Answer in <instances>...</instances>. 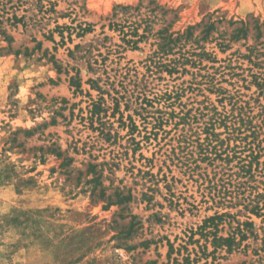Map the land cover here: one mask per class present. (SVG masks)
<instances>
[{
  "label": "rangeland",
  "instance_id": "rangeland-1",
  "mask_svg": "<svg viewBox=\"0 0 264 264\" xmlns=\"http://www.w3.org/2000/svg\"><path fill=\"white\" fill-rule=\"evenodd\" d=\"M187 26L210 57L146 84L184 88L188 107L216 105L212 84L264 86V0H0V264H264V220L229 247L244 214L209 219L165 141L115 106L119 80L178 56L185 36L158 59L157 31Z\"/></svg>",
  "mask_w": 264,
  "mask_h": 264
},
{
  "label": "trees",
  "instance_id": "trees-1",
  "mask_svg": "<svg viewBox=\"0 0 264 264\" xmlns=\"http://www.w3.org/2000/svg\"><path fill=\"white\" fill-rule=\"evenodd\" d=\"M193 28L187 26L185 33L171 31L166 35H163L165 28L158 30L160 38H167V41L158 42L157 51L153 54H158V59L166 57L170 52L167 45L185 36V40L178 45V56L169 59L168 63L150 58L155 70L149 68V62L146 78L137 79L134 75L135 78L127 82L119 80L117 85H130L131 88L123 87L122 93L113 99L117 108L121 102L124 103V110L133 105V114L143 124L146 139L152 138L157 144L165 141L162 162L173 165L187 180L197 184L201 197L199 203H209L207 208L215 209L209 219L244 214L246 220L238 222L227 237H219L229 247H236L253 233L254 222L250 216L264 220V86L258 82L255 95L245 98L246 95L239 89L230 93L227 88L212 84L203 89L215 94L218 105L205 101L204 104L197 102V106L188 107L181 100L184 88L178 86L159 91L146 84L151 83L158 72L183 73L187 71L184 65H199L202 57H210L204 48L196 52L194 42L186 48V37L191 35ZM211 83L209 81L207 85ZM120 116L122 119L121 111ZM127 119L131 130L140 132L133 115L128 114ZM162 178L166 180L167 176L163 174ZM175 203L180 205L178 200ZM189 205L197 207L192 203ZM237 207L235 213L221 211Z\"/></svg>",
  "mask_w": 264,
  "mask_h": 264
}]
</instances>
